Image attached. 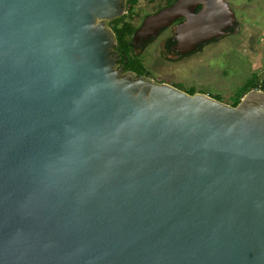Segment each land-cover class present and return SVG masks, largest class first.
Segmentation results:
<instances>
[{"label":"water","instance_id":"obj_1","mask_svg":"<svg viewBox=\"0 0 264 264\" xmlns=\"http://www.w3.org/2000/svg\"><path fill=\"white\" fill-rule=\"evenodd\" d=\"M125 2L0 0V264H264V92L123 73ZM180 18L181 53L237 29L176 0L134 40Z\"/></svg>","mask_w":264,"mask_h":264},{"label":"rangeland","instance_id":"obj_2","mask_svg":"<svg viewBox=\"0 0 264 264\" xmlns=\"http://www.w3.org/2000/svg\"><path fill=\"white\" fill-rule=\"evenodd\" d=\"M165 1L139 0L134 8L138 18L130 22L138 29L141 19L154 14ZM225 1L232 6L240 22L238 33L221 38L178 62L163 53L165 35L159 36L136 51L149 72L146 78L156 83L166 81L185 92L191 90L195 94L217 98L230 106L250 81H264V0ZM126 22L127 17L119 24L122 26ZM259 86L258 90H264Z\"/></svg>","mask_w":264,"mask_h":264},{"label":"trees","instance_id":"obj_3","mask_svg":"<svg viewBox=\"0 0 264 264\" xmlns=\"http://www.w3.org/2000/svg\"><path fill=\"white\" fill-rule=\"evenodd\" d=\"M139 0H126L125 2V8H126V13L125 16L123 15L121 18L115 19L111 21L108 25L109 27L113 30L116 40H117V46L115 48V53L119 57V63L121 66H124L125 71H131L135 73L138 76H146L147 73H149L145 66L144 63L142 62L140 56L135 53V49L133 48L134 42H133V37L135 35V32L137 28L130 22V20H134V18H138V15L135 14L134 8L137 5ZM176 0H170L169 4H172ZM128 18V22L124 23V25L120 26L119 22L123 21ZM156 38H151L149 42H153ZM146 46V45H145ZM143 46V47H145ZM139 50V49H136ZM247 86H245L242 90V93H240L236 100L231 104L232 107H235L238 105L240 100L243 98V96L246 94L244 93L247 89L251 88V90H256L258 84V88L262 87L264 88V81L258 83L250 81ZM180 88V87H179ZM178 88V89H179ZM181 90V89H180ZM258 90V89H257ZM189 95L195 94L194 91H187ZM218 100L217 98H215ZM220 101V100H218Z\"/></svg>","mask_w":264,"mask_h":264},{"label":"flooded vegetation","instance_id":"obj_4","mask_svg":"<svg viewBox=\"0 0 264 264\" xmlns=\"http://www.w3.org/2000/svg\"><path fill=\"white\" fill-rule=\"evenodd\" d=\"M170 3V0H166L164 5L161 6L158 10H156L154 13L158 12L159 10L163 9V8H166L168 6H170L171 4ZM173 3V2H172ZM232 7V6H231ZM200 7L197 8V10H199ZM237 20V19H236ZM143 19H141V23L140 25H142L143 23ZM184 22V19L183 18H180V19H177L176 21H174L170 26H168L167 28L161 30L159 32V34L157 36H154V37H151V38H158L159 36H164V39H163V48H162V51L163 53H168V57L170 60L172 61H180V60H183L184 58H189L191 57V54H195L197 52H199L200 50H202L205 46H208L210 44H213L215 42H217L218 40H220L221 38H224V37H227V36H232L233 34H236L239 32V28H240V25H239V21L237 20L236 22V25H237V29L236 28H233V27H230L226 32H225V35L223 36H220L218 38H213L209 41H206L205 43H202L201 45L197 46L193 51L191 52H184V53H181L180 52V48L177 46L178 42H177V39H176V30L178 28L179 25H181L182 23ZM139 25V27H140ZM138 27V28H139ZM137 31V30H136ZM150 38V39H151ZM150 39H147L145 40L144 42L140 40L138 41H135L134 40V37H133V42H134V45H133V48L135 49V53L138 54L136 51V49H143L145 47L143 46H148L151 42H149ZM117 56V54H116ZM117 68L119 70H121L123 73H127L128 71H125L124 70V66H121L120 63H119V57L117 56ZM130 73H133L131 71H129ZM128 72V73H129ZM146 77V76H145ZM161 83H167V84H170L166 81H161ZM173 86V85H172ZM173 87H176L175 85ZM177 88V87H176ZM183 91V90H182ZM251 91V90H250ZM255 91H260V92H264V90H255ZM185 92V91H184ZM187 93V92H186Z\"/></svg>","mask_w":264,"mask_h":264},{"label":"built area","instance_id":"obj_5","mask_svg":"<svg viewBox=\"0 0 264 264\" xmlns=\"http://www.w3.org/2000/svg\"><path fill=\"white\" fill-rule=\"evenodd\" d=\"M259 90H261V89H259Z\"/></svg>","mask_w":264,"mask_h":264}]
</instances>
